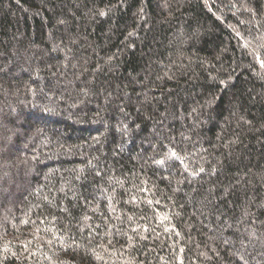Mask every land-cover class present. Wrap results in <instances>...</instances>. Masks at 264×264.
Wrapping results in <instances>:
<instances>
[{
	"label": "trees",
	"instance_id": "trees-1",
	"mask_svg": "<svg viewBox=\"0 0 264 264\" xmlns=\"http://www.w3.org/2000/svg\"><path fill=\"white\" fill-rule=\"evenodd\" d=\"M0 264H264V0H0Z\"/></svg>",
	"mask_w": 264,
	"mask_h": 264
},
{
	"label": "snow or ice",
	"instance_id": "snow-or-ice-1",
	"mask_svg": "<svg viewBox=\"0 0 264 264\" xmlns=\"http://www.w3.org/2000/svg\"><path fill=\"white\" fill-rule=\"evenodd\" d=\"M101 14H103V13H101ZM159 163V162H158Z\"/></svg>",
	"mask_w": 264,
	"mask_h": 264
}]
</instances>
